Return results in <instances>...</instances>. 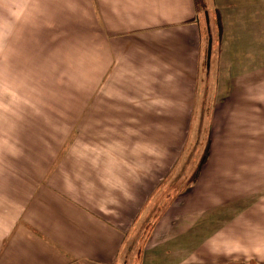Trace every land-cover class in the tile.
Here are the masks:
<instances>
[{
    "label": "crops",
    "instance_id": "1",
    "mask_svg": "<svg viewBox=\"0 0 264 264\" xmlns=\"http://www.w3.org/2000/svg\"><path fill=\"white\" fill-rule=\"evenodd\" d=\"M218 4L264 47L261 2ZM0 32V264H127L138 244V264H225L233 230L264 264L263 180L248 203L215 118L194 184L171 190L199 110L197 0H30Z\"/></svg>",
    "mask_w": 264,
    "mask_h": 264
},
{
    "label": "rangeland",
    "instance_id": "2",
    "mask_svg": "<svg viewBox=\"0 0 264 264\" xmlns=\"http://www.w3.org/2000/svg\"><path fill=\"white\" fill-rule=\"evenodd\" d=\"M218 1L197 0L202 36L199 110L196 114V121L194 120V132L196 133L191 136V139L198 143V147L197 154L194 153L193 156L196 157L204 145L205 134L208 132L212 134L215 118V135L221 141L220 149H231L226 151L229 154L225 156L223 165L227 166L231 174L229 177L246 178L249 203L258 179L261 178L264 184V47H258L262 42L257 41V36L259 35L260 38V34L249 29V25L254 23V16L244 20L238 14L234 15L232 12L227 14L224 8H221L224 10L223 16L220 13L221 4L218 6ZM257 1L262 3L264 23V0ZM29 2L30 0H0V17H2L0 22L14 23L16 10L20 7L25 8ZM241 21L247 24L244 31H238V28H241ZM261 76L262 79H259ZM13 83L14 80H12ZM261 88L262 94L259 92ZM5 99L9 103L14 102V97L5 96V88L2 87L0 88V100L5 102ZM190 165L189 174L196 169V166ZM256 169H261V173L256 174ZM193 184L192 180L187 182L188 187ZM175 186L178 187V184ZM235 193L230 194L235 196ZM245 197L246 195H243L242 200ZM233 199L238 200L237 197ZM247 210L248 216H253V206L250 207L248 204ZM238 224L237 212L232 211L233 229H237ZM238 236L239 233L233 230L231 239L233 248L229 259L231 262L253 261L250 260L254 257L253 232H248L247 249L252 254L247 256L238 253L240 251L237 246ZM135 237H137V231H135ZM140 246V244L136 245L130 251L131 255L123 256L125 263L128 264L130 258L135 264L139 263L140 255L135 254L141 249Z\"/></svg>",
    "mask_w": 264,
    "mask_h": 264
},
{
    "label": "trees",
    "instance_id": "3",
    "mask_svg": "<svg viewBox=\"0 0 264 264\" xmlns=\"http://www.w3.org/2000/svg\"><path fill=\"white\" fill-rule=\"evenodd\" d=\"M195 126V125H194ZM201 129V128H200ZM194 127L191 130V136L194 135ZM199 135L201 136V133H199ZM204 145L200 148L198 155H196V157H194V153L197 154V147H198V143L195 142L193 139H191L187 142L186 147H185V152L182 158H180V160L178 161V163L176 164V172L178 169H182V172H180L179 174L176 173V177L178 178V180L176 182H173L172 188L173 189H177V192L180 189H186L187 186V182H189L190 180H192V182H194L198 176V173L200 171V169L205 165L208 157H209V153H210V143H211V133H207L204 136ZM203 139L201 141H203ZM200 147V144H199ZM190 164L196 166V169L193 173H190L189 167L191 166ZM189 170L187 174H185V170ZM175 177V178H176ZM180 179V180H179ZM178 184V187H176L175 185ZM157 223V220L155 222H152L151 224V228L150 230L154 227V225ZM226 264H255L254 261H249V262H228Z\"/></svg>",
    "mask_w": 264,
    "mask_h": 264
}]
</instances>
